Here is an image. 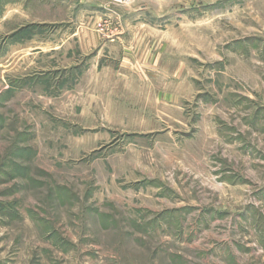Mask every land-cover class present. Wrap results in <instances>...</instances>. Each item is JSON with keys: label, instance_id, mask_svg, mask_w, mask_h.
<instances>
[{"label": "rangeland", "instance_id": "rangeland-1", "mask_svg": "<svg viewBox=\"0 0 264 264\" xmlns=\"http://www.w3.org/2000/svg\"><path fill=\"white\" fill-rule=\"evenodd\" d=\"M0 264H264V0H0Z\"/></svg>", "mask_w": 264, "mask_h": 264}]
</instances>
